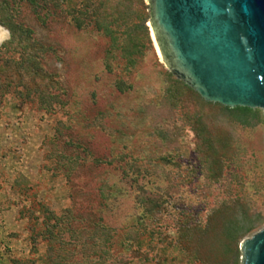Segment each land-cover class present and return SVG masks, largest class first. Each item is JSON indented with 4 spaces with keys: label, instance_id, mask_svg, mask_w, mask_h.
Here are the masks:
<instances>
[{
    "label": "rangeland",
    "instance_id": "374dc122",
    "mask_svg": "<svg viewBox=\"0 0 264 264\" xmlns=\"http://www.w3.org/2000/svg\"><path fill=\"white\" fill-rule=\"evenodd\" d=\"M149 22L145 0H0L1 259L201 264L181 227L235 200L264 220V111L204 101Z\"/></svg>",
    "mask_w": 264,
    "mask_h": 264
},
{
    "label": "water",
    "instance_id": "95a60500",
    "mask_svg": "<svg viewBox=\"0 0 264 264\" xmlns=\"http://www.w3.org/2000/svg\"><path fill=\"white\" fill-rule=\"evenodd\" d=\"M145 1L167 71L208 103L264 111V0ZM240 248L264 264V230Z\"/></svg>",
    "mask_w": 264,
    "mask_h": 264
},
{
    "label": "trees",
    "instance_id": "16d2710c",
    "mask_svg": "<svg viewBox=\"0 0 264 264\" xmlns=\"http://www.w3.org/2000/svg\"><path fill=\"white\" fill-rule=\"evenodd\" d=\"M9 44H13V40ZM234 111L242 115L238 122L243 127L251 126L249 115L254 114L253 119L256 118V113L250 109L236 108ZM263 226L261 215L235 200L210 210L203 222L181 227L178 236L186 245L193 246L195 258L201 264H236L241 242Z\"/></svg>",
    "mask_w": 264,
    "mask_h": 264
},
{
    "label": "bare ground",
    "instance_id": "6f19581e",
    "mask_svg": "<svg viewBox=\"0 0 264 264\" xmlns=\"http://www.w3.org/2000/svg\"><path fill=\"white\" fill-rule=\"evenodd\" d=\"M7 38H8L7 31L0 28V42L5 41Z\"/></svg>",
    "mask_w": 264,
    "mask_h": 264
},
{
    "label": "crops",
    "instance_id": "0c3cea01",
    "mask_svg": "<svg viewBox=\"0 0 264 264\" xmlns=\"http://www.w3.org/2000/svg\"><path fill=\"white\" fill-rule=\"evenodd\" d=\"M2 235H0L1 237ZM3 259L0 258V264H10V261L8 260V258L2 256Z\"/></svg>",
    "mask_w": 264,
    "mask_h": 264
}]
</instances>
